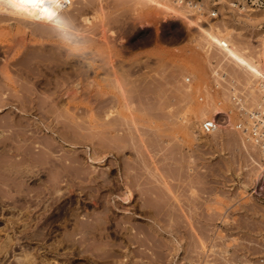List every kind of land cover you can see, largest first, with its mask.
<instances>
[{
  "label": "rangeland",
  "instance_id": "1",
  "mask_svg": "<svg viewBox=\"0 0 264 264\" xmlns=\"http://www.w3.org/2000/svg\"><path fill=\"white\" fill-rule=\"evenodd\" d=\"M71 1L74 4L71 2L73 6L71 5L72 8H69V14L71 16L73 9H75L74 11L78 10L77 14L73 15V18L71 16L72 19H70V16L66 11L69 12L67 6H71L67 5V10L63 12V14L67 15L64 16L62 14V17L64 24L67 23L69 28H73H70L72 31L70 30V32H68L69 29L66 26L67 33L64 29L65 25L62 27L65 30V32H63L64 30L61 28L56 30L53 27L51 28V26H48L49 28L46 26V29L44 25L40 24L42 29L44 26V28L48 30L45 32L44 29L42 30L45 34H48L49 31H51L50 29L61 31L58 32V36L56 35L57 32L53 31L55 32L53 35L51 34L53 37H50V34L47 35L48 37L43 36V33L41 34L42 31H40V25L38 24L39 31L36 26L37 29L35 30L34 23L32 27V22H27L29 20L21 19L22 22L26 21L23 25L21 21H17V19L14 18L15 16H9L7 13V18L9 17L12 20H9V18L4 19V17H6L5 12L2 14L4 6H0V8H3H1L2 11H0V14L4 15V17L0 15L3 17V19L0 18V82H2L0 83V88L2 86L0 90L3 89L5 91H0V122L2 121L0 126L4 127V129H1L3 127H0V137L5 138H0V162H2L0 163V180L2 181H0V264H264V202L263 199L257 197L255 193L256 189L252 187L254 185L253 180L256 177L255 173L258 171L256 169H258L257 162L259 157L256 147L250 140H245L247 137L245 138L239 130L233 128V123H231V121H234V117L232 115L231 118L228 119V121L231 120L230 123L227 121V123H229L228 126L222 128V130L219 129L217 132H212L213 134L211 133L209 135H204L199 130L200 121L207 117H211V114H213V110L216 107L222 110L230 108L229 105L226 104L227 102L224 101L220 106L217 105L216 97L218 94L213 90H211L213 91L212 93L210 92L209 84L212 80L210 72L212 70L220 69L225 71L228 78L233 79L236 84H243L242 86H239L240 90L249 94L251 97H253L251 91L255 88L253 86L254 79H252V77H250V75H248L243 69H240L233 62L224 58L222 51L217 50L212 45L208 46L207 41L204 40L203 37L198 36L196 31L190 30L182 25V23L172 15H169L168 17L164 16L162 9H159L162 11L159 13L158 7L152 4L149 5L148 2H142V0H93V3H91V0L89 2L90 4L88 3L90 6L87 4L86 6L85 3L86 1L88 2V0H82L85 1L82 4L79 3L81 0ZM251 2L255 8L250 10H253L254 12L245 11V13L242 14L243 17L249 16L251 20H247L246 23L239 22L235 24V19L225 20L222 18L217 20L218 24L216 25L221 26L223 20L228 23H233L237 32L229 37V40L232 43L243 47L247 50L246 52L249 55L263 63L261 59L264 55L261 53V46L262 39L264 38V0H251ZM81 5L85 7V10ZM167 5L169 6V3H167ZM66 7H64V9H66ZM79 7L80 10L77 9ZM153 10H156L157 12H153ZM80 11L83 12L81 13ZM143 16L145 21L142 24L138 19L140 17L143 18ZM64 17L69 18L66 19L70 22H66ZM145 22H147V24ZM25 24L30 28L28 29ZM31 28L34 31L31 30ZM22 30L23 32L21 33ZM31 31H33V33L35 31L38 32L33 34ZM76 31L79 32L76 33ZM69 34L72 36H69ZM200 38L203 39L200 41ZM69 39L70 41H68ZM86 39L88 40L87 42ZM195 42L197 45H202L197 46ZM48 43H54V45L58 46L60 44V47L62 46L61 48H64L65 50H60L61 48H57L58 46H54L56 49L52 48L53 45H49ZM30 45L35 46L30 47ZM27 46L28 48H25ZM46 47L49 48L47 49L49 51L48 54L45 53L47 52V50H45ZM69 50L71 52H66ZM53 51L54 53L52 54ZM61 51L62 55L60 54ZM8 53H10V55ZM49 53L53 57L56 54L60 56L57 55L54 58L59 59L58 61L61 60V68H59V64L58 66L56 65L58 62L56 59L53 61V57L51 58L53 59L52 61L56 62L53 63V65L51 64V66H49L50 64H48L52 63L51 59H47V61L45 60V62H43L44 58L47 57ZM67 53L70 54L67 55ZM103 55L104 58H102ZM92 57H94V59ZM24 58H27L29 61ZM38 60H40V63ZM89 60H93V62ZM62 61L66 64L68 62L69 65H66L65 63L63 64ZM9 62H13L14 64L12 63L13 65H11ZM33 63H35V65ZM43 63H45V65L47 64V67ZM24 64L27 68L24 67ZM34 66H38L39 68L37 67L35 69ZM38 69L43 70V72L39 73ZM2 70L3 72H1ZM17 70L19 71L20 76L17 74ZM28 70L31 72L29 73ZM115 70L116 72H114ZM32 71L33 73L35 72V76L39 73L38 79L39 81L41 79L40 83L37 80L38 76L35 77ZM110 71L113 75L119 73L116 78H118L120 82L116 79L117 83L115 84V76L113 77ZM23 72L28 73L25 74ZM44 72L47 74L46 78H50L51 80L50 86H47L49 92H54H50L51 95L47 93L48 90L45 92V89L47 88H43L45 87L43 84V80L45 79L43 78L45 77ZM1 74L4 75V78ZM16 74L18 75V78ZM28 74H30L29 77ZM40 74L43 75L42 78L40 77ZM23 75H27V77L24 79ZM32 75L34 78L31 77ZM53 76L54 78H52ZM75 76L77 78H75ZM20 78L22 81L24 79V81L22 82ZM29 78L31 80H29ZM64 79L71 85H68ZM68 79L70 80L68 81ZM34 80H37L38 82H33ZM54 82L58 85L63 83L65 86L61 84V86L59 85L60 88L56 87ZM21 83H25L24 86H29H21V88H24L21 90L20 87L18 88ZM51 84H54L55 86ZM113 85L114 88L112 87ZM32 86L35 88L32 89ZM36 87H38L41 92ZM25 88L27 92L28 89H30L29 93L31 92L32 95L26 91L24 92ZM69 88L71 89L70 93L73 92V95L66 94V92L69 91ZM120 88L122 90H120ZM73 89L75 90V93ZM11 92L18 93L19 96L21 95L20 98L15 99L16 95L14 94V98L11 97ZM22 92L24 95L20 94ZM5 93H8L10 96ZM36 93L40 95L34 96ZM101 93H103V95ZM227 93L228 91L223 90L219 94V97L224 100ZM53 94L57 96V98ZM61 94L64 96L66 95V97H62ZM253 94L256 95V93ZM67 95H70V97ZM124 95L126 98L127 96L129 97L126 99ZM3 97L8 99H2ZM42 97L44 99H42ZM24 98L25 100H23ZM19 99H22V101L20 100L22 102H20V108L17 107ZM26 99L29 101L28 103H25L27 102ZM51 99L55 100L51 103ZM39 102H41V105H39ZM56 103L59 107L56 106ZM52 104L53 106H51ZM16 108H18L20 112L25 111L23 113L26 114L27 117L25 118L21 115L18 116L19 112ZM53 108L56 110L54 111ZM47 109H51L50 111H54V113H49ZM108 112L110 114H108ZM62 113L63 115L60 116ZM41 115L45 117L42 118ZM217 116L222 117L221 114H218ZM18 117H20V119L23 117L21 122H19L20 119ZM55 117H57L59 121L58 119L55 120ZM15 119L16 121H14ZM23 119L25 121H23ZM53 119L55 120V126L52 125L54 123ZM60 119L64 121L60 122ZM105 119L108 121L112 120V123L109 122L110 124H107L108 122ZM8 120L9 122L7 123L9 124L7 125L6 123V126H4V122ZM10 120H12L11 122H13V124L17 125H11ZM22 121L23 126L25 125V127L23 128L22 126L21 129V126H19L20 124L18 123H22ZM104 121H106V124H104ZM24 122L28 125L24 124ZM32 122L35 123L33 124ZM126 122L128 125H126ZM63 123L65 125L69 124L64 126ZM80 123L84 126H79L81 125ZM121 123L124 124L121 125ZM70 125L71 128H77H73V130L77 131V134H75L76 131L74 132L73 130L70 131L68 129L67 126L70 128ZM13 126L14 128L17 126L15 132H18V127L21 131L26 129L25 132H23L25 135H22L21 132L22 137L26 135V137H28L29 135V137H33L34 139L38 134L37 139H34L35 141H44L43 144H45V141L47 140H49L48 142H53V144H46L48 147L50 144L51 146L53 145V150L60 149L58 152L52 150L50 156H57L56 154H59L60 152L59 155L62 154L63 156L66 153L67 159L65 158V163L68 161L69 156H74V152L72 151L74 150L76 152L75 156L79 157L80 155V158L78 159L83 165L82 168L85 169L84 166H86L88 171H91L92 169V172L90 173L89 171L85 174L87 175V178L84 177L83 179V176L85 175H83L82 172L85 173V170L82 172L80 171L81 174L79 173V170L81 169L80 167L78 168L74 166L72 169L69 168L71 170L68 169L65 173L67 176L63 177L62 182L59 183L62 184L60 185V192L58 193L57 191H54L52 194H42L40 195V198L42 197L41 201L40 198L34 196L38 191V188L36 187V183L38 182H30L31 179L28 180V177L24 182H4L5 179H8L6 178L7 174H12V172L20 173L27 170L26 168L23 169L21 166L14 165L19 167L17 170V168L12 166L14 163L16 164V159L14 158L20 156L18 155V153L22 151L20 148L23 149L25 147L22 145V142L24 141L22 139L25 137L21 138L18 134L20 132H14V134L19 136L16 137L15 135L13 137L20 140L18 142L16 140V142L24 147L19 144L17 146L16 142V144H13L12 141H9L10 137L12 139V135H14ZM5 127H7L6 129L9 131L8 134ZM32 127H34V130L37 128L35 131H38V128H41V130L39 129L38 133L33 131ZM46 127L53 128L54 130L55 127H57V131H55L57 134L59 133V136L53 137L51 133L44 132L42 129H46ZM65 127L67 128V132L70 131L69 133H66L64 130ZM87 128H91L89 129L91 132H89ZM95 129L97 130L96 132L94 131ZM32 131L35 132V137L32 134ZM92 132L95 133L93 134ZM113 132H115V134ZM79 133H81V136ZM90 133L95 135L93 136L94 138L90 136ZM99 133L101 134L100 136ZM6 134L8 136L11 135L9 139ZM41 134L42 136H45L46 134V136L41 138L39 137ZM74 134L78 136L76 138L75 136H71ZM86 134L87 136H85ZM48 135L50 136V139L54 140L52 141L48 139L49 137L46 138ZM83 135L84 137L82 138ZM138 136L139 138H137ZM140 138L142 140H139ZM3 139L5 142L9 141V143L13 144L6 142L10 145L11 149L4 141H2ZM99 139L101 141L104 139L103 141L105 142H101ZM111 140L114 145L110 143ZM169 140L170 142H168ZM64 141H67L68 144ZM54 142L58 145L60 144L61 147L58 148L56 145L55 148ZM106 142L109 144H106ZM36 143L37 142L33 141L32 145H34V148H32V151L33 149L37 150V148L35 149V146L37 145ZM147 143H150V145ZM105 144L108 145L109 148ZM110 144L115 148H119L115 149ZM101 145L105 146L102 147ZM153 145L154 147H152ZM158 145L160 146L158 147ZM91 147L94 149L93 152H91ZM168 147L170 150H168ZM16 148L17 150H15ZM2 149L5 150V153ZM86 149H89V151ZM1 150L3 151L2 153ZM6 151L8 153L10 152L12 155H10V153L8 154ZM162 151H164V153ZM91 153L93 155L96 154V156H93ZM113 153L116 154V156ZM6 154H8L12 160L10 157L7 158ZM87 154H90L93 158L97 159L103 157L105 161L100 160L97 163H90L86 161ZM139 154H141V156ZM12 156L14 157L12 158ZM40 158L41 157H39V159ZM2 159L4 161H2ZM5 159H10L9 161L11 164L8 160L7 162L13 167L12 169L9 168L10 165L7 166L12 170L10 171L9 169H6L5 172L10 171L9 173H5L4 170H1V165L5 166L8 164ZM143 159L145 162H148L145 163ZM106 160L108 161L106 162ZM120 160L124 163H120ZM12 161L14 162L13 164ZM110 164L112 165L110 166ZM43 166L48 168V165L46 166V164ZM76 168L77 170H75ZM110 168L113 171L115 170V172ZM49 169L51 168L49 167L44 170L45 172L48 171L49 174H47L48 172H46V174L43 173V176L46 179L53 175V170L51 169L52 172H50L51 170ZM101 171L104 173H101L103 176L100 174ZM73 172L75 174H73ZM70 173L72 174L69 175ZM76 174L79 176L75 178V176H77ZM256 174H258V172ZM91 176H96L95 180L92 182L87 181ZM66 177H68L69 180ZM81 178L84 181L81 180ZM104 178L106 179V182L109 181V183L105 184L103 182L104 180H102ZM64 179H66L67 185L65 184ZM68 181L73 184H70ZM97 181H101V184ZM164 182L165 184L169 182V186L171 185L170 187L173 188L170 190L168 184L166 185V188ZM139 183H144L143 186L145 187L144 188L140 185V191H138ZM109 184L111 186H109ZM134 184L137 185V189H135L136 185ZM18 185L20 187L22 185L20 190ZM33 186L36 187V189H34L36 192H34ZM142 190L147 193L148 197L143 194ZM248 192L249 194H247ZM101 195H105L103 196L104 198ZM152 195L156 197L158 196L159 198L155 197L154 199L153 197L151 199ZM32 196L34 199H31L33 198ZM10 197L12 198L10 199ZM122 197L125 198L123 199ZM148 198H150V200ZM25 199L28 202L25 201ZM141 203H143L146 208ZM140 204L142 206H140ZM104 206L106 207L105 209ZM139 206L141 208H139ZM72 212L74 215L76 214V216H74ZM106 212L108 214H106ZM89 213L91 215L92 213L95 214L89 216ZM94 216H96V218ZM97 217L100 218L98 219ZM93 218L94 220H92ZM86 221L89 223L84 224ZM99 223L101 226L98 225ZM103 223H105V225ZM83 224L85 226H91L85 228ZM101 227L106 229H102L101 231ZM71 231L74 233H71ZM81 232H84V235H82ZM89 232L91 235H89ZM100 232L104 233L101 234ZM87 233L88 235H85ZM131 233L134 234L132 235ZM92 234L94 236L90 237ZM99 235L108 236L99 237V240L95 241L94 239H98ZM87 236H89V240H87ZM127 237L129 238L127 239ZM81 238L82 240H80ZM105 238H107V241H109L110 244L107 243ZM100 239L103 244L100 242ZM86 240L89 242L86 243ZM104 240L106 241L105 243ZM111 241L113 245L111 244ZM90 247L91 250H88ZM103 250L105 252H103ZM107 252H111V254L109 255L108 253V255H106ZM96 255L99 258H97Z\"/></svg>",
  "mask_w": 264,
  "mask_h": 264
},
{
  "label": "bare ground",
  "instance_id": "2",
  "mask_svg": "<svg viewBox=\"0 0 264 264\" xmlns=\"http://www.w3.org/2000/svg\"><path fill=\"white\" fill-rule=\"evenodd\" d=\"M91 0H88V2L86 1V3H85V5L87 4V5H89ZM95 1V0H94ZM101 1V0H100ZM143 1H145V2H148V4L150 5V4H152V5H155V6H157L158 7V10L159 9H162V11H163V13H164V16H166V17H168L169 15H171V14H173V12H174V10H176L175 8H174V6H173V8H172V5H170L169 4V6L167 5V3L165 2V0H142V2ZM71 0H68V5H72L73 6V4H71ZM85 1H82L81 0V2H79V3H84ZM98 2V1H97ZM139 2H141V1H139ZM79 3H78V5H79ZM89 3V4H88ZM91 3H93V0L91 1ZM95 3V2H94ZM166 3V4H165ZM144 4H146V3H144ZM86 5V6H87ZM103 5V4H102ZM101 5V6H102ZM142 5V4H141ZM0 6H4V11H2L1 10V8H0V11H2V14H4V12H5V16L6 17H4V15H2V14H0L1 16H3L4 17V19L5 18H7V14H9V16L10 15H13V16H15L14 18L15 19H17V21H21L22 22V20L21 19H25V20H29V21H27V22H29L30 23V21L32 22V27H33V23H34V27L36 26V27H38L40 24H42V25H44L45 26V28L47 29V27L48 26H51V28L53 27V28H55L56 30L57 29H63L62 27L64 26V29L66 30L67 28H65L66 26L68 27V29H69V31L68 32H70V30L71 29H73L72 27H70L69 28V26L67 25V23L66 22H68L69 20H67V19H69V18H67V17H64V19H66V24H64V22H63V17H62V14H63V12L65 11V10H67V7H68V10H69V12L68 11H66V13H68V15L70 16V9L72 8V6L71 7H69V6H67V5H64V0H0ZM67 6V7H66ZM82 6V8L84 9L85 7H83V5H81ZM80 6V7H81ZM90 6V5H89ZM64 7H66V9H64ZM78 7V6H77ZM80 7L79 8H77V9H79L80 10ZM100 7V6H99ZM169 7V8H168ZM171 7V8H170ZM70 8V9H69ZM76 8V7H75ZM97 8V7H96ZM3 9V8H2ZM87 9V8H86ZM94 9V8H93ZM103 9V8H102ZM75 9H73V13L71 12V16H72V18H73V15H75V14H77V11L78 10H76V11H74ZM82 10V9H81ZM85 10V9H84ZM72 11V10H71ZM156 11V10H155ZM154 10H153V12H155ZM161 10H159L158 12L160 13V12H162ZM245 11H247V10H245ZM81 12V11H80ZM79 12V13H80ZM83 12V11H82ZM81 12V13H82ZM97 12H98V10H97ZM157 12V11H156ZM7 13V14H6ZM95 14V13H94ZM64 16L65 15H67V14H63ZM148 15V14H147ZM0 16V18H2L3 19V17H1ZM68 16V17H69ZM71 16H70V19H72L71 18ZM153 17V16H152ZM154 17H155V15H154ZM9 18V17H8ZM7 18V19H8ZM13 18V17H12ZM75 18V17H74ZM78 18V17H77ZM11 18H9V20H10ZM145 18H144V16H143V18L142 17H140L138 20H139V22L140 23H144V20ZM12 20V19H11ZM237 20V19H236ZM3 21V20H2ZM16 21V20H15ZM65 21V20H64ZM75 21V20H74ZM0 22H1V19H0ZM70 22V21H69ZM71 22H72V20H71ZM147 22H149V21H147ZM147 22H145L146 24H147ZM223 23H221L222 25L221 26H219V25H215L217 28H218V31L219 32H212V31H207V30H204V28H201L200 27V32H202V33H198V36H201V37H203L204 38V40H206L207 41V43H208V46L209 45H212V46H214V44L215 43H219L220 41H221V39H220V37L221 38H223V39H227V40H229V37H231V36H233V34H236V32H237V29L235 28V25L233 24V23H228L227 21H225V20H223L222 21ZM23 23H26V21L25 22H22V24ZM28 23V24H29ZM237 23H239V21L237 20V21H235V24H237ZM36 24V25H35ZM39 24V25H38ZM69 24H72V23H69ZM149 24V23H148ZM24 25V24H23ZM25 26H27L28 27V29L30 28L28 25H26L25 24ZM44 26H43V29H44V32L45 31H48V30H46L45 28H44ZM47 26V27H46ZM34 28L35 30L37 29V28ZM42 26L40 25V28H41ZM49 28V27H48ZM42 28H41V30L40 31H42L43 30ZM63 29V30H64ZM31 30H33L32 28H31ZM51 31H49V33L48 34H45L43 31L41 32V34L43 35V36H46V37H48L47 35H49L50 37H53V36H51V34L53 35L55 32H53V31H56V30H52V29H50ZM62 30V31H63ZM65 30L63 31V32H65ZM76 30V29H75ZM75 30H73V31H75ZM79 30V29H78ZM34 31V30H33ZM33 31H31V33H33ZM38 31H39V27H38ZM37 31V32H38ZM72 31V30H71ZM104 31V30H103ZM23 32V30L21 31V33ZM36 31L33 33V34H36L37 33ZM50 32H52V33H50ZM57 33H56V35L58 36V32H61V31H56ZM66 32H67V30H66ZM67 32V33H68ZM77 32H79V31H76V33ZM72 33V32H71ZM45 34V35H44ZM60 34V33H59ZM78 34H82V33H78ZM41 35V36H42ZM63 35H65V34H63ZM71 34H69V36H70ZM31 36V35H30ZM62 36V35H61ZM72 36V35H71ZM79 36V35H78ZM45 37V38H46ZM49 37V38H50ZM63 37V36H62ZM48 38V39H49ZM68 38V37H67ZM66 38V39H67ZM75 38H77V37H75ZM196 38V37H195ZM202 38V39H203ZM72 39V38H71ZM80 39V38H79ZM88 39V38H87ZM86 39V42L88 41ZM201 38H200V41L202 40ZM57 40H58V38H57ZM78 40V39H77ZM195 40H197V39H195ZM203 40V41H204ZM68 41H70V39L68 40ZM74 41V40H73ZM230 41V40H229ZM80 42V41H79ZM196 42H198V41H196ZM195 42V44L197 45V43ZM231 42V41H230ZM16 43V42H15ZM44 43V42H43ZM69 43V42H68ZM200 43H202V42H200ZM40 44V43H39ZM45 44V43H44ZM49 44V43H48ZM51 45H53L52 46V48H55L54 46H58V45H54V43H50ZM49 44V45H50ZM59 44V43H58ZM14 45V44H13ZM41 45V44H40ZM68 45V44H67ZM198 45H200V44H198ZM197 45V46H198ZM202 45V44H201ZM200 45V46H201ZM9 46V45H8ZM12 46V45H11ZM18 46V45H17ZM26 46V45H25ZM32 46H35V45H30V47H32ZM42 46V45H41ZM208 46H205V47H208ZM2 47V46H1ZM10 47V46H9ZM8 47V48H9ZM13 47V46H12ZM43 47H44V45H43ZM51 47V46H50ZM62 47V46H61ZM60 47V44H59V46L57 47V48H61ZM65 47V46H64ZM203 47V46H202ZM262 55H264V38L262 39ZM6 48V47H5ZM25 48H28V46L27 47H25ZM36 48H37V45H36ZM35 48V49H36ZM199 48V47H198ZM7 49V48H6ZM5 49V50H6ZM34 49V50H35ZM47 49H49V48H45V50H47ZM56 49V48H55ZM64 49V48H63ZM62 48L60 49V50H63ZM68 49V48H67ZM2 50V49H1ZM10 50H12V49H10ZM42 50V49H41ZM44 50V51H45ZM51 50V49H50ZM65 50V49H64ZM39 51V50H38ZM57 51H58V49H57ZM247 50H245L243 47H241V46H239V45H236V44H234V43H232L231 42V46L230 47H228V48H225L222 52H223V56H224V58H227L228 60H230L231 62H233L235 65H237L240 69H243L248 75H250V77H252V79H258V78H262V79H264V57H262V62L263 63H261V61H259V60H256L255 58H253L251 55H249L247 52H246ZM9 52V51H8ZM26 52H27V50H26ZM35 52V51H34ZM33 52V53H34ZM41 52V51H40ZM48 50H47V52H45V53H47L48 54ZM66 52H71L70 50L69 51H66ZM83 52V51H82ZM203 52V51H202ZM1 53H3V52H1ZM11 53V52H10ZM10 53H8L9 55H10ZM23 53V52H22ZM21 53V54H22ZM51 53V52H50ZM49 53V55L47 56V57H50L51 56V54ZM54 53V51L52 52V54ZM55 53H57V52H55ZM7 54V55H8ZM32 54V53H31ZM44 54V53H43ZM42 54V55H43ZM61 55H62V51H61V53H60ZM63 54H64V51H63ZM70 53H67V55H69ZM72 54V53H71ZM78 54V53H77ZM6 55V54H5ZM24 55H25V53H24ZM27 55V54H26ZM29 55V54H28ZM41 55V56H42ZM58 54H56L54 57H56ZM79 55H81V54H79ZM37 56V55H36ZM45 56V55H44ZM59 56V55H58ZM66 56V55H65ZM77 56V55H76ZM82 56V55H81ZM80 56V57H81ZM93 56H95V55H93ZM102 56V55H101ZM7 57V56H6ZM47 57H45L44 58V61H43V59H42V61L43 62H45V60L47 61V59H51L53 56H51L50 58H47ZM53 57V58H54ZM60 57V56H59ZM5 58V57H4ZM19 58V57H18ZM63 58V57H62ZM91 58V57H90ZM93 59H94V57H92ZM96 58V57H95ZM102 58H104V55H103V57ZM25 60H27V58H24ZM23 59V60H24ZM55 59L58 61L59 59H57V58H54V60L53 59H51V61L53 60V61H55ZM65 59V58H64ZM67 59V58H66ZM86 59H88V58H86ZM107 59V58H106ZM19 60V59H18ZM31 60V59H30ZM48 60V61H49ZM63 60V59H62ZM97 60V59H96ZM105 60V59H104ZM11 61V60H10ZM27 61H29V60H27ZM32 61V60H31ZM39 61V63H40V60H38ZM41 61V62H42ZM50 61V62H51ZM52 61V63H48V64H50L49 66H51V64L53 65V63H56V62H53ZM89 61H92L93 62V60H89ZM107 61V60H106ZM106 61H104V62H106ZM16 62H17V60H16ZM16 62H15V64H16ZM23 62H25V61H23ZM22 62V63H23ZM59 62V63H58ZM57 62V66H58V64H59V68H61L62 67V65H60V62H61V60L60 61H58ZM9 63H11V62H9ZM9 63H7V64H9ZM13 63V62H12ZM11 63V65H13ZM19 63V62H18ZM27 63V62H26ZM62 63L64 64L65 62L64 61H62ZM88 63V62H87ZM87 63H86V65H87ZM102 63V62H101ZM2 64V63H1ZM34 65H35V63H33ZM44 65H45V63H43ZM66 64V63H65ZM67 64H68V62H67ZM66 64V65H67ZM72 64V63H71ZM89 64V63H88ZM4 65H5V63H4ZM10 65V64H9ZM17 65V64H16ZM41 65H42V63H41ZM69 65V64H68ZM101 65V64H100ZM103 65H104V63H103ZM8 66V65H7ZM46 67H47V64L45 65ZM48 66V67H49ZM65 66V65H64ZM63 66V67H64ZM107 66V65H106ZM9 67H11V66H9ZM20 67V66H19ZM24 67H26L25 66V64H24ZM23 67V68H24ZM35 67V66H34ZM33 67V68H34ZM38 66H36L35 67V69L37 68ZM42 67V66H41ZM111 67H114V66H111ZM8 68V67H7ZM22 68V69H23ZM27 68V67H26ZM39 68V67H38ZM50 68V67H49ZM100 68V67H99ZM105 68V67H104ZM107 68V67H106ZM11 69V68H10ZM18 69V68H17ZM64 69V68H63ZM116 69V68H115ZM30 70V69H29ZM28 70V71H29ZM31 70H32V68H31ZM39 70V69H38ZM70 70V69H69ZM109 70V69H108ZM34 71V70H33ZM33 71H32V73H33ZM45 71V70H44ZM50 71V70H49ZM51 71H52V69H51ZM50 71V72H51ZM65 71V70H64ZM67 71V70H66ZM87 71V70H86ZM112 71H113V69H112ZM1 72H3V70L1 71ZM18 72V73H17ZM17 74L19 75V71L17 70ZM31 71H29V73H30ZM41 72H43V70H39V73H41ZM49 72V73H50ZM77 72V71H76ZM89 72V71H88ZM106 72H108V71H106ZM111 72V71H110ZM114 72H116V70L114 71ZM10 73V72H9ZM14 73V72H13ZM13 73H11V74H13ZM23 73H25V72H23ZM22 73V74H23ZM26 73H28V72H26ZM25 73V74H26ZM31 73V74H32ZM35 73V72H34ZM33 73V75L35 76V74ZM37 73V72H36ZM39 73H38V75H36V76H38L37 77V80L39 81ZM44 73H45V75H44ZM43 73V75L45 76V77H43V78H45L43 81H44V86L45 87H43V88H47V86L49 85L50 86V83H51V80H50V78H46V76H47V74H46V72H44ZM63 73V72H62ZM73 73V72H72ZM72 73H71V75H72ZM86 73V72H85ZM112 73V72H111ZM110 73V74H111ZM123 73V72H122ZM2 74H4V73H2ZM1 74V75H2ZM16 74V75H17ZM53 74V73H52ZM56 74V73H55ZM75 74V73H74ZM89 74V73H88ZM115 74H117V73H115ZM119 74V73H118ZM118 74L117 75H113V73H112V75H113V77L115 76V78H114V81H115V84L117 83L116 82V79L118 80V82H120L119 81V79L118 78H116L117 76H118ZM10 75V74H9ZM18 75H17V78H18ZM33 75L31 76L32 78H34L33 77ZM43 75H41L40 74V77L42 78V76ZM70 75V74H69ZM4 75H2V77H3ZM20 76V75H19ZM24 76V75H23ZM22 76V77H23ZM30 76V74H28V77ZM35 76V77H36ZM59 76V75H58ZM83 76V75H82ZM108 76H109V74H108ZM120 76V75H119ZM124 76V75H123ZM27 77V75L26 76H24V79ZM30 77V78H31ZM51 77V76H50ZM67 77H69V76H67ZM73 77H74V75H73ZM110 77V76H109ZM4 78V77H3ZM5 78H6V76H5ZM11 78H12V76H11ZM29 78V80H31ZM52 78H54V76L52 77ZM56 78V77H55ZM65 78V77H64ZM70 78H71V76H70ZM75 78H77L76 76H75ZM8 79V78H7ZM21 79V78H20ZM24 79H23V81H24ZM57 79V78H56ZM65 79H67V78H65ZM64 79V80H65ZM83 79H85V78H83ZM106 79V78H105ZM109 79V78H108ZM112 79V78H111ZM122 79V78H121ZM15 80V79H14ZM37 80H34L33 82H38ZM63 80V79H62ZM70 79H68V81H69ZM21 81H22V79H21ZM21 81H19V82H21ZM22 81V82H23ZM40 81H41V79H40ZM40 81H39V83H40ZM59 81V80H58ZM66 81V80H65ZM74 81V80H73ZM81 81V80H80ZM88 81V80H87ZM26 82H28V81H26ZM32 82V83H33ZM61 82V81H60ZM0 83H2V82H0ZM14 83H15V81H14ZM17 83V82H16ZM31 83V82H30ZM29 83V84H30ZM66 83H67V81H66ZM113 83V82H112ZM21 84H23V83H21ZM19 85L18 86V88L20 87V89L21 90H23L24 88H21V86L23 87L24 86V84L23 85ZM54 84H56L55 82H54ZM54 84H51V85H54ZM62 85H64L63 83H61ZM61 84H59L60 86H61ZM68 84V83H67ZM102 84H104V83H102ZM119 84V83H118ZM123 84V83H122ZM122 84H120V85H122ZM1 85V84H0ZM5 85V84H4ZM17 85V84H16ZM15 85V86H16ZM58 84H56V87H59L60 88V86H59ZM68 85H71V84H68ZM76 85V84H75ZM87 85V84H86ZM26 87L27 86H29V85H25ZM24 86V87H25ZM55 86V85H54ZM65 86V85H64ZM64 86H63V88H64ZM5 87V86H4ZM40 87H41V85H40ZM78 87V86H77ZM113 88H114V85L112 86ZM1 88H2V86H1ZM0 88V89H1ZM29 88H31V87H29ZM35 88V87H34ZM33 88V86H32V89H34ZM37 89H38V87H36ZM50 88H52V87H50ZM88 88V87H87ZM86 88V89H87ZM116 88V87H115ZM256 88V87H255ZM10 89V88H9ZM9 89H7V90H9ZM68 89V88H67ZM66 89V90H67ZM124 89V88H123ZM3 90V89H2ZM2 90H0V91H2ZM29 90L30 89H28V92H27V90H26V88H25V90H24V92L26 91L27 93H29ZM39 90V89H38ZM44 90V89H43ZM48 90V92L47 93H49L50 94V92H53V91H50L49 92V89L47 88V89H45V92ZM79 90V89H78ZM83 90V89H82ZM120 90H122L121 88H120ZM125 90V89H124ZM252 90V89H251ZM254 90V89H253ZM253 90L251 91V94H253L254 92H253ZM4 91V90H3ZM16 91V90H15ZM35 91V90H34ZM40 91V90H39ZM55 91V90H54ZM65 91V90H64ZM70 91H71V89L69 88V91L68 92H66V94H72L73 95V92L72 93H70ZM73 91H74V93H75V90L73 89ZM119 91V90H118ZM5 92V91H4ZM21 92V91H20ZM36 92V91H35ZM41 92V91H40ZM97 92V91H96ZM12 93V92H11ZM31 93V92H30ZM29 93V94H30ZM54 93V92H53ZM63 93V92H62ZM5 94H7V95H9L8 93H5ZM16 95L15 96V99L17 98H20V96H19V94L18 93H16V92H14V93H12V95H11V97H13L14 95ZM20 94H22V95H24L23 94V92L22 93H20ZM43 94V93H42ZM48 94V95H49ZM94 94H95V92H94ZM102 95H103V93H101ZM1 95V94H0ZM17 95H18V97H17ZM30 95H32V93L30 94ZM37 96V95H40V94H38V93H36V94H34V96ZM51 95V94H50ZM54 95V94H53ZM62 95V94H61ZM105 95H107V94H105ZM121 95H123V94H121ZM125 95H126V93H125ZM125 95H124V97H125ZM4 96V95H3ZM10 96V95H9ZM55 96V95H54ZM58 96H60V95H58ZM64 95H62V97H63ZM67 96H69L70 97V95H67ZM76 96V95H75ZM92 96V95H91ZM252 96H254V94L252 95ZM22 97H25V96H22ZM45 97V96H44ZM46 97H47V95H46ZM56 98H57V96H55ZM64 97H66V95L64 96ZM83 97V96H82ZM87 97V96H86ZM86 97H84V98H86ZM129 96H127V98H128ZM4 98H6V97H3L2 99H4ZM14 98V97H13ZM28 98V97H27ZM41 98V97H40ZM51 98V97H50ZM49 98V99H50ZM55 98V99H56ZM91 98V97H90ZM92 98H95V97H92ZM105 98V97H104ZM126 98V97H125ZM126 98V99H127ZM6 99H8V98H6ZM35 99V98H34ZM42 99H44L43 97H42ZM55 99H53V100H55ZM80 99V98H79ZM110 99V98H109ZM124 99V98H123ZM9 100H10V98H9ZM8 100V101H9ZM22 101V99H19V104H18V106L17 107H19V105L22 103L21 101ZM23 100H25V98L23 99ZM29 100V99H28ZM36 100H37V98H36ZM52 99H51V103H52V101H53ZM56 100H58V99H56ZM70 100V99H69ZM254 100H255V96H254ZM12 101V100H11ZM26 101H27V99H26ZM88 101V100H87ZM94 101V100H93ZM93 101H92V103H93ZM100 101V100H99ZM110 101V100H109ZM21 102V103H20ZM29 101H27V102H25V103H28ZM42 102V101H41ZM41 102H39V105H41L40 103ZM48 102V101H47ZM129 102V101H128ZM13 103V102H12ZM11 103V104H12ZM62 103V102H61ZM106 103H107V101H106ZM105 103V104H106ZM44 104V103H43ZM42 104V105H43ZM54 104V103H53ZM53 104L51 105V106H53ZM104 104V103H103ZM50 105V104H49ZM64 105V104H63ZM98 105V104H97ZM96 105V106H97ZM124 105V104H123ZM21 106H23V105H21ZM27 106H28V104H27ZM56 106H58L59 107V105H57V103H56ZM55 107V106H54ZM61 107V106H60ZM103 107V106H102ZM1 108V107H0ZM20 108V107H19ZM23 108V107H22ZM55 108H57V107H55ZM52 109V108H51ZM50 109V110H51ZM54 109V108H53ZM69 109V108H68ZM72 109V108H71ZM16 110L19 112V115L18 116H23V117H27V115L26 114H24L23 112H25V111H23V112H20L19 111V109L18 108H16ZM24 110V109H23ZM42 110V109H41ZM44 110V109H43ZM48 110V109H47ZM47 110H46V112H47ZM50 110H48L49 111V113L51 112ZM56 109H54V111H55ZM100 110V109H99ZM104 110V109H103ZM0 111H1V109H0ZM27 111V110H26ZM35 111V110H34ZM36 111H37V108H36ZM38 111H39V109H38ZM54 111H52L53 113H54ZM58 111H59V109H58ZM58 111H56V112H58ZM61 111V110H60ZM65 111V110H64ZM82 111V110H81ZM109 111H110V109H109ZM41 112V111H40ZM51 112V113H52ZM62 112V111H61ZM75 112V111H74ZM223 112V110L222 109H220V108H218V107H216L214 110H213V114H211V117H216L218 114H221ZM48 113V112H47ZM52 113V114H53ZM66 113H68V112H66ZM100 113V112H99ZM57 114V113H56ZM76 114V113H75ZM108 114H110L109 112H108ZM29 115V114H28ZM60 115V114H59ZM63 115V113L60 115V116H62ZM9 116V115H8ZM17 116V115H16ZM42 116V115H41ZM53 116H55V115H53ZM67 116H68V114H67ZM22 117V118H23ZM43 117H45V116H42V118ZM58 117V116H57ZM57 117H55L54 119L55 120H57L58 118ZM111 117V116H110ZM5 118V117H4ZM16 118V117H15ZM19 119H20V117H18ZM21 118V119H22ZM30 118V117H29ZM28 118V119H29ZM67 118V117H66ZM113 118V117H112ZM114 118H116V117H114ZM136 118V117H135ZM171 118V117H170ZM9 119V118H8ZM17 119V118H16ZM16 119L14 120V121H16ZM18 119V120H19ZM21 119H20V121L19 122H21ZM53 119V120H54ZM64 119H65V114H64ZM75 119V118H74ZM108 119V118H107ZM107 119H105L108 123L107 124H110V123H112V120L111 121H108ZM111 119V118H110ZM117 119V118H116ZM120 119V118H119ZM2 120H3V118H2ZM55 120L53 121L54 123L52 124V125H54L55 126ZM61 120V119H60ZM92 120V119H91ZM121 120V119H120ZM127 120H129V119H127ZM12 120H10V123H11V125L13 124V122H11ZM23 121H25L24 119H23ZM23 121H22V123H18V124H20L19 126H21L20 128L22 129V126H23ZM28 121V120H27ZM26 121V122H27ZM48 121V120H47ZM46 121V122H47ZM58 121H59V119H58ZM64 120H61L60 122H63ZM67 121V120H66ZM106 121H104L103 123L104 124H106ZM116 121V120H115ZM171 121H172V119H171ZM4 122V121H3ZM7 122H9V120L8 121H6V122H4V124H2V125H4V126H6V123ZM41 122V121H40ZM52 122V121H51ZM59 122V123H60ZM110 122V123H109ZM130 122V121H129ZM173 122H175V121H173ZM1 123H2V121L0 122V125H1ZM17 123V122H16ZM28 123V122H27ZM27 123H25L24 122V124H26V125H28ZM33 123V122H32ZM35 123V122H34ZM33 123V124H34ZM43 123H45V122H43ZM77 123V122H76ZM169 123V122H168ZM9 123H7V125H8ZM42 124V123H41ZM64 124V123H63ZM69 124V123H68ZM68 124H66V125H68ZM71 124V123H70ZM74 124H75V122H74ZM81 124V123H80ZM115 124V123H114ZM122 124H124V123H121V125ZM130 124V123H129ZM228 124L229 123H225V124H222V123H220V125H219V127L217 128V130H219V129H221L222 130V128H226L227 126H228ZM14 126L15 125H17V124H13ZM45 125H47V124H45ZM65 124H64V126H66ZM101 125H103V124H101ZM113 125V124H112ZM126 125H128L127 124V122H126ZM14 126H13V128H14ZM43 126V125H42ZM58 126V125H57ZM63 126V127H64ZM73 126H75V125H73ZM79 126H84V125H79ZM93 126V125H92ZM107 126V125H106ZM105 126V127H106ZM125 126V125H124ZM0 127H3V126H0ZM17 127V126H16ZM15 127V128H16ZM25 127V125L23 126V128ZM28 127V126H27ZM45 127V126H44ZM43 127V128H44ZM59 127V126H58ZM68 127V129L71 131V130H73V128H75V129H77L76 127H73V128H71V125H70V128H69V126H67ZM110 127V126H109ZM116 127V126H115ZM121 127V126H120ZM119 127V128H120ZM130 127V126H129ZM7 127H5V130H7L6 129ZM11 128V127H10ZM12 128V129H13ZM14 128V130H13V134H14V132H15V129ZM20 128L18 127L17 128V131L18 132H20V133H18V132H15V133H18L20 136H21V138H24V139H22V140H24L23 142H24V144H23V142H22V145H24V146H22L21 144H19V143H17L18 141H20V140H18L16 137H18L16 134H14V135H12V139H11V135L10 136H8L7 134H8V130H7V136H8V139H9V137H10V139H9V141L11 142H13V144H16L17 146H18V144L20 145V146H22V147H24L23 149L22 148H20L22 151H24V152H19L18 153V155H20V156H18L17 158H14V159H16V164L12 161V166L13 167H15V168H17V170H18V166H21L23 169L24 168H26L25 170V172L23 171V172H20L21 170V168L19 169L20 171V173H14V172H12V174H10L9 172L10 171H12V170H10L9 168H12L13 169V167L10 165L11 164V162L9 161L10 159H11V157L10 156H8V154L10 153H8L7 151V153L8 154H6V157L8 158V157H10V159L8 160L9 161V163L7 162V160H6V162L8 163V164H6L5 166L4 165H1V170H4V172L6 171V169H9L10 171H7L8 173H9V175L7 174L6 176V178H8V179H5V181L4 182H6V181H16V182H24L25 181V179H27V177H28V180L29 179H31V181L30 182H38V183H36L37 184V194L36 195H34V194H32V195H34L35 197H37V198H40V195H42V194H45V193H47V194H52L54 191H57L58 193L60 192L59 191V189L61 188V186L60 185H62V184H59V183H61L62 182V180H63V177H65V176H67L65 173L68 171V169L69 168H74V166H76V167H80L81 169L79 170V173H81L82 171H84L85 170V173L84 172H82L83 173V175H85V174H87L89 171H88V169L86 168V166H84L85 167V169L84 168H82L83 167V165H82V163L79 161V159L78 158H80V155H79V157H77V156H75L76 155V152L74 151V150H72L73 152H74V156H72V157H68V155H67V157H68V161H66V163L64 162V160H65V158H66V153H65V155H63L62 156V154L61 155H59V154H56L57 156H55V155H53V156H50L51 155V152H52V150L54 149V146L52 145L51 146V144H53V142H48L49 140H47V141H45V144L47 143V144H49V143H51L50 145H49V147L47 146V144L45 145V144H43V142L44 141H35L34 139H37V137H38V134H37V137H35V135L36 134H34L35 132H38L39 131V129L41 130V128H38V131H35V130H37V128L34 130V127H32L33 128V131H35V132H33L32 134L34 135V139H33V137H29V135H28V137H26V136H23L22 137V135H25V133H23V132H25V130L26 129H24V130H20ZM29 128H30V126H29ZM28 128V129H29ZM60 128V127H59ZM81 128V127H80ZM84 128H86V127H84ZM83 128V129H84ZM1 129H4V127L3 128H1ZM57 129V127H55V130ZM60 129H62V128H60ZM88 129V128H87ZM89 129H91V128H89ZM89 129H88V131H89ZM100 129V128H99ZM103 129V128H102ZM114 129H116V128H114ZM113 129V130H114ZM128 129H131V128H128ZM127 129V130H128ZM189 129V128H188ZM4 130V131H5ZM11 130V129H10ZM32 130V129H31ZM42 130H44V132H49V133H51V135L53 136V137H58L59 135V133L57 134V130L55 131L53 128H49V127H46V129H42ZM48 130V131H47ZM63 130V129H62ZM64 130L66 131L67 130V128L65 127L64 128ZM79 130V129H78ZM82 130V129H81ZM86 130V129H85ZM126 130V131H127ZM217 130H215L216 132H217ZM12 131V130H11ZM69 131V132H70ZM74 132L76 131V130H73ZM93 131V130H92ZM95 132L97 131L96 129L94 130ZM99 131V130H98ZM125 131V130H124ZM215 131H214V133H215ZM21 132H22V135H21ZM31 132V131H30ZM43 132V133H44ZM69 132H67L66 131V133H69ZM73 132V133H74ZM86 132V131H85ZM89 132H91V131H89ZM94 132V133H95ZM107 132H109V131H107ZM130 132V131H129ZM140 132V131H139ZM11 133V132H10ZM9 133V134H10ZM39 133V132H38ZM42 133V134H43ZM72 133V134H73ZM93 133V132H92ZM93 133V134H94ZM114 134H115V132H113ZM128 133V132H127ZM189 133V132H188ZM193 133V132H192ZM241 133V132H240ZM12 134V133H11ZM42 134H41V136L39 135V137H45L46 136V134H45V136L43 135L42 136ZM75 134H77V131H76V133ZM71 135V136H75V138L78 136H76V135ZM84 134V133H83ZM91 134V133H90ZM93 134H91L90 136L91 137H93V136H95V135H93ZM107 134V133H106ZM131 134V133H130ZM144 134V133H143ZM147 134V133H146ZM213 134V133H212ZM242 134V133H241ZM16 135V137H13V136H15ZM32 135V136H33ZM70 135V134H69ZM79 135L81 136V133H79ZM101 134L99 133V136H100ZM105 135V134H104ZM103 135V136H104ZM109 135V134H108ZM112 135V134H111ZM117 135V134H116ZM129 135V134H128ZM154 135V134H153ZM190 135H194V134H190ZM242 135H244V134H242ZM64 136H65V134H64ZM79 136V137H80ZM85 136H87V134L85 135ZM98 136V135H97ZM112 136H114V135H112ZM135 136V135H134ZM245 136V135H244ZM49 137V138H48ZM62 137V136H61ZM68 137V136H67ZM84 137V135L82 136V138ZM89 137V136H88ZM106 137V136H105ZM104 137V138H105ZM116 137H118V136H116ZM127 137V136H126ZM125 137V138H126ZM194 137V136H193ZM0 138H4V137H0ZM14 138H16V139H14ZM20 138V139H21ZM41 138H39V139H41ZM46 138H48V139H50V136L48 135ZM94 138V137H93ZM99 138V137H98ZM108 138H110V137H108ZM124 138V139H125ZM128 138V137H127ZM137 138H139V136L137 137ZM159 138V137H158ZM168 138V137H167ZM170 138V137H169ZM245 138H246V136H245ZM5 139V138H4ZM4 139L2 140V141H4ZM60 139V138H59ZM78 139V138H77ZM85 139H86V137H85ZM107 139V138H106ZM105 139V140H106ZM118 139V138H117ZM132 139H133V137H132ZM135 139V138H134ZM156 139H157V137H156ZM171 139V138H170ZM221 139H224V138H221ZM15 140V141H14ZM16 140H17V142H16ZM21 140V141H22ZM43 140H45V139H43ZM50 140H52V139H50ZM54 140V139H53ZM52 140V141H53ZM69 140V139H68ZM67 140V141H68ZM83 140V139H82ZM100 140V139H99ZM98 140V141H99ZM104 140V139H103ZM102 140V141H103ZM122 140V139H121ZM139 140H142L141 138L139 139ZM147 140H148V138H147ZM245 140H249L248 138H246ZM9 141H6V142H8L9 143ZM33 141L34 142H37L36 144V146H35V149L37 148V150H34L33 149V151H32V148H34L33 146L34 145H32L33 144ZM61 141V140H60ZM67 141L65 142V143H67ZM101 141V140H100ZM101 141V142H102ZM124 141V140H123ZM128 141V140H127ZM135 141V140H134ZM157 141V140H156ZM251 141V140H250ZM1 142V141H0ZM5 142V141H4ZM5 142V144H7ZM16 142V143H15ZM83 142V141H82ZM103 142H105V141H103ZM109 142V141H108ZM108 142H106V144L108 143ZM132 142V141H131ZM138 142V141H137ZM140 142V141H139ZM143 142V141H142ZM152 142V141H151ZM168 142H170V140L168 141ZM70 143V142H69ZM76 143V142H75ZM85 143V142H84ZM110 143H112V145H114L113 144V142H112V140H111V142ZM133 143V142H132ZM156 143V142H155ZM164 143V142H163ZM252 143V142H251ZM3 144V143H2ZM9 144H12V143H9ZM12 144V145H13ZM68 144V143H67ZM80 144V143H79ZM105 144V145H106ZM109 144V143H108ZM118 144V143H117ZM116 144V145H117ZM127 144V143H126ZM134 144V143H133ZM144 144V143H143ZM148 144V143H147ZM169 144V143H168ZM172 144V143H171ZM253 144V143H252ZM8 145V144H7ZM54 145H55V148H56V145L58 146V148L59 147H61L60 146V144L58 145L56 142H54ZM98 145V144H97ZM105 145H101L102 147H104ZM111 145V144H110ZM109 145V146H110ZM111 145V146H112ZM115 145V146H116ZM123 145V144H122ZM135 145V144H134ZM137 145V144H136ZM148 145H150V143L148 144ZM254 145V144H253ZM6 146V145H5ZM9 146V148H10V145H8ZM8 146H6V147H8ZM47 146V147H46ZM62 146H63V144H62ZM74 146H76V145H74ZM90 146H91V144H90ZM107 147H108V145H106ZM110 146V147H111ZM139 146V145H138ZM160 145H158V147H159ZM255 146V145H254ZM5 147V148H6ZM11 147H13V146H11ZM14 147H16V146H14ZM53 147V148H52ZM64 147V146H63ZM66 147V146H65ZM112 147H114V146H112ZM152 147H154V145L152 146ZM1 148V147H0ZM8 148V149H9ZM18 148V147H17ZM17 148L15 149V150H17ZM52 148V149H51ZM92 148V147H91ZM109 148V147H108ZM115 148V147H114ZM113 148V149H114ZM117 148H119V147H116L115 149H117ZM4 149V148H3ZM2 149V150H3ZM11 149V148H10ZM60 149V148H59ZM59 149L58 150H53L54 152H58L59 151ZM96 149V148H95ZM147 149V148H146ZM154 149V148H153ZM156 149V148H155ZM1 150V153L4 151V153H5V150H3L2 151ZM13 150V149H12ZM15 150H14V152H15ZM62 150V149H61ZM86 150H88L89 151V149H86ZM92 151L91 152H93V148L91 149ZM112 150V149H111ZM161 150V149H160ZM168 150H170L169 149V147H168ZM10 151V150H9ZM67 151V150H66ZM82 151V150H81ZM120 151V150H119ZM145 151V150H144ZM151 151V150H150ZM156 151H158V150H156ZM167 151V150H166ZM13 152V153H14ZM163 153H164V151H162ZM3 153V154H4ZM63 153V152H62ZM87 153V152H86ZM95 153H96V151H95ZM103 153V152H102ZM144 153V152H143ZM78 154V153H77ZM92 154V153H91ZM110 154V153H109ZM114 154V153H113ZM112 154V155H113ZM145 154V153H144ZM10 155H12L11 153H10ZM59 155V156H58ZM93 155V154H92ZM115 156H116V154H114ZM140 156H141V154H139ZM84 156V155H83ZM93 156H96V154L95 155H93ZM118 156V155H117ZM160 156H161V154H160ZM14 156H12V158H13ZM39 157H41L40 159H39ZM87 158H86V161H88V162H90V163H97L98 161H105V159L102 157V158H99V159H97V158H93L90 154H87V156H86ZM109 157V156H108ZM123 157V156H122ZM157 157V156H156ZM165 157V156H164ZM178 157V156H177ZM177 157H176V159H177ZM258 157H259V153H258ZM3 158V157H2ZM115 158H117V157H115ZM124 158V157H123ZM123 158H121V159H123ZM1 159V158H0ZM13 159V160H14ZM41 160V161H38V160ZM67 159V158H66ZM82 159V158H81ZM119 159V158H118ZM155 159V158H154ZM165 159V158H164ZM173 159V158H172ZM12 160V159H11ZM108 160H109V158H108ZM108 160H106V162L108 161ZM113 160V159H112ZM144 160V159H143ZM160 160V159H159ZM175 160V159H174ZM2 161H4L3 159H2ZM117 161V160H116ZM131 161V160H130ZM39 162V163H38ZM41 162V163H40ZM122 161L120 160V163H121ZM137 162H139V161H137ZM144 162H145V160H144ZM148 162V161H147ZM147 162H145V163H147ZM0 163H2V162H0ZM3 163H5V162H3ZM38 163V164H37ZM86 163V162H85ZM109 163H110V161H109ZM122 163H124V162H122ZM132 163H133V161H132ZM157 163V162H156ZM46 164V166L48 165V168L50 167L52 170H53V175L51 176V177H47V179L46 178H44V174L43 173H45L46 174V172H48V171H44V170H46V169H48V168H46L45 166H43V165H45ZM87 164H89V163H87ZM112 164H114V163H112ZM112 164H110V166L112 165ZM116 164V163H115ZM141 164V163H140ZM169 164V163H168ZM257 164H258V169H256V170H258L257 172H258V174H256L255 173V175H256V179L254 178V185L252 186L253 188H255L256 189V187L257 186H259L260 185V180L262 179V177L264 176L263 174H262V172H261V168H259V159H258V162H257ZM10 165V167L8 168L7 166H9ZM14 165H18L17 167L16 166H14ZM137 165V164H136ZM135 165V166H136ZM170 165V164H169ZM121 166V165H120ZM123 166V165H122ZM125 166H126V164H125ZM124 166V167H125ZM140 166V165H139ZM159 166V165H158ZM184 166V165H183ZM188 166V165H187ZM28 167H29V169H28ZM97 167V166H96ZM96 167H94V168H96ZM130 167V166H129ZM128 167V168H129ZM143 167V166H142ZM154 167V166H153ZM44 168H46V169H44ZM88 168H89V166H88ZM113 168V167H112ZM127 168V169H128ZM51 169H49V170H51ZM71 169H69V170H71ZM86 169H87V171H86ZM111 169V168H110ZM126 169V168H125ZM133 169V168H132ZM159 169V168H158ZM52 170L50 171V172H52ZM75 170H77V168L75 169ZM112 170V169H111ZM131 170V169H130ZM137 170V169H136ZM142 170V169H141ZM73 171V170H72ZM71 171V172H72ZM81 171V172H80ZM94 171H95V169H94ZM105 171V170H104ZM107 171V170H106ZM109 171V170H108ZM113 171V170H112ZM118 171V170H117ZM138 171V170H137ZM3 172V171H2ZM3 172V173H4ZM7 172H5V173H7ZM16 172V171H15ZM18 172V171H17ZM75 172V171H74ZM73 172V174H75ZM92 172V169H91V171H90V173ZM113 172H115V170L113 171ZM135 172V171H134ZM141 172V171H140ZM81 173V174H82ZM93 173H95V172H93ZM104 174L102 171L100 172V174ZM118 173V172H117ZM128 173V172H127ZM133 173V172H132ZM162 173V172H161ZM47 174H49V172L47 173ZM72 173H70L69 175H71ZM101 174V175H102ZM135 174V173H134ZM133 174V175H134ZM77 176H75V178L76 177H78L79 175L78 174H76ZM82 175V176H83ZM109 175H110V173H109ZM138 175V174H137ZM165 175V174H164ZM2 176V175H1ZM48 176V175H47ZM50 176V175H49ZM73 176V175H72ZM71 176V177H72ZM87 175H85V176H83V179H84V177H86ZM98 176H100V175H98ZM103 176V175H102ZM105 176H106V174H105ZM104 176V177H105ZM4 177H5V175H4ZM95 177L96 176H91V177H89V180H87V181H93V180H95ZM107 177V176H106ZM105 177V178H106ZM132 177V176H131ZM3 178V177H2ZM44 178V179H43ZM67 179H68V177H66ZM87 178V177H86ZM101 178H103V177H101ZM102 179V180H104L103 182L106 184V183H109V181L108 182H106V179L108 178H106V179ZM80 179V178H79ZM82 178H81V180H83ZM112 179V178H111ZM167 179V178H166ZM65 181V184H66V179H64ZM69 180V179H68ZM101 180V181H102ZM110 180V179H109ZM121 180V179H120ZM144 180V179H143ZM1 181V180H0ZM71 181V180H70ZM70 181H68L69 183H70ZM84 181V180H83ZM101 181H99L100 182V184H101ZM123 181V180H122ZM126 181V180H125ZM2 182V181H1ZM77 182V181H76ZM98 182V181H97ZM98 182V183H99ZM139 182V181H138ZM13 183H15V182H13ZM78 183V182H77ZM127 183V182H126ZM125 183V184H126ZM169 183V182H168ZM167 183V184H168ZM7 184V183H6ZM24 184V183H23ZM22 184V185H23ZM27 184H29V183H27ZM70 184H73L72 182L70 183ZM75 184V183H74ZM80 184H81V182H80ZM88 184V183H87ZM130 184H132V183H130ZM138 184V183H137ZM150 184V183H149ZM155 184V183H154ZM153 184V185H154ZM164 184H165V182H164ZM167 184H165V187H166V185ZM11 185V184H10ZM15 185V184H14ZM17 185V184H16ZM20 185V184H19ZM18 185V186H19ZM22 185H21V187H22ZM64 185V184H63ZM67 185V184H66ZM102 185H104V184H102ZM115 185V184H114ZM134 185H136V184H134ZM140 185H144V183H142V184H140L139 183V186H138V189L141 187ZM163 185V184H162ZM174 185V184H173ZM9 186V185H8ZM13 186V185H12ZM17 186V187H18ZM60 186V187H59ZM70 187H72L71 185H69ZM79 186V185H78ZM86 186H88V185H86ZM109 186H111L110 184H109ZM150 186V185H149ZM156 186V185H155ZM154 186V187H155ZM164 186V185H163ZM162 186V187H163ZM168 186H169V184H168ZM171 186V185H170ZM169 186V189L171 190V188H173V187H170ZM16 187V186H15ZM15 187H14V190H15ZM20 186H19V190H20V188H21ZM34 187V186H33ZM36 187H34L33 188V190L34 189H36ZM62 187H64V186H62ZM66 187H68V186H66ZM69 187V188H70ZM82 187V186H81ZM100 187V186H99ZM101 187H103V186H101ZM105 187V186H104ZM116 187V186H115ZM122 187V186H121ZM144 187V186H143ZM142 187V188H143ZM152 187V186H151ZM11 188V187H10ZM23 188H24V186H23ZM27 188V187H26ZM89 188V187H88ZM145 188V187H144ZM148 188V187H147ZM167 188V187H166ZM7 189V188H6ZM28 189H30V188H28ZM32 189V188H31ZM63 189H65V188H63ZM82 189V188H81ZM91 189V188H90ZM95 189V188H94ZM135 189H137V185H136V188ZM135 189H133V190H135ZM151 189V188H150ZM169 189H167V190H169ZM13 190V189H12ZM22 190V189H21ZM27 190V189H26ZM75 190V189H74ZM79 190V189H78ZM116 190V189H115ZM131 190V189H130ZM145 190V189H144ZM151 190H153V189H151ZM169 190V191H170ZM16 191H18V190H16ZM66 191V190H65ZM92 191V190H91ZM138 191H140V189L138 190ZM137 191V192H138ZM162 191H164V190H162ZM169 191H167V192H169ZM7 192V191H6ZM5 192V193H6ZM24 192V191H23ZM34 192H36L35 190H34ZM62 192H63V190H62ZM100 192V191H99ZM142 192H143V190H142ZM145 192H146V190H145ZM145 192H143V194H145V196H147V193H145ZM147 192H149V191H147ZM151 192V191H150ZM66 193V192H65ZM90 193V192H89ZM139 193V192H138ZM153 193H156V192H153ZM152 193V194H153ZM163 193V192H162ZM165 193V192H164ZM12 194H14V193H12ZM57 194V193H56ZM62 194H64V193H62ZM97 194H98V192H97ZM100 194V193H99ZM119 194V193H118ZM121 194V193H120ZM140 194V193H139ZM142 194V193H141ZM150 194V193H149ZM247 194H249V192L247 193ZM10 195H11V193H10ZM61 195V194H60ZM75 195V194H74ZM125 195V194H124ZM132 195V194H131ZM157 195V194H156ZM9 196V195H8ZM12 196V195H11ZM43 196H45V195H43ZM57 196V195H56ZM95 196V195H94ZM102 197L103 196H105V195H101ZM117 196V195H116ZM149 196H151V195H149ZM169 196H170V194H169ZM176 196V195H175ZM31 197V196H30ZM33 197V196H32ZM53 197V196H52ZM132 197V196H131ZM148 197V196H147ZM154 197V199H155V197L156 196H154V195H152V197H151V199ZM158 197V196H157ZM156 197V198H157ZM12 197H10V199H11ZM26 198H28V197H26ZM37 198H36V200H37ZM42 198V197H41ZM40 198V201L42 200ZM90 198V197H89ZM104 198V197H103ZM120 198H121V196H120ZM123 199L125 198V197H122ZM127 198V197H126ZM159 198V197H158ZM31 199H34V197L33 198H31ZM146 199V198H145ZM149 200H150V198H148ZM15 200V199H14ZM21 200V199H20ZM35 200V201H36ZM46 200V199H45ZM90 200H92V199H90ZM102 200V199H101ZM113 200V199H112ZM25 201H27L26 199H25ZM30 201V200H29ZM32 201V200H31ZM34 201V200H33ZM148 201V200H147ZM153 201V200H152ZM28 202V201H27ZM46 202V201H45ZM55 202H57V201H55ZM60 202V201H59ZM117 202H119V201H117ZM126 202H127V200H126ZM156 202V201H155ZM36 203V202H35ZM87 203V202H86ZM115 203V202H114ZM125 203V202H124ZM145 203V202H144ZM149 203V202H148ZM154 203V202H153ZM152 203V204H153ZM23 204V203H22ZM39 204V203H38ZM141 204H143V203H141ZM140 204V206H142ZM146 204V203H145ZM151 204V203H150ZM155 204V203H154ZM180 204V203H179ZM48 205V204H47ZM103 205H105V204H103ZM116 205V204H115ZM21 206V205H20ZM113 206V205H112ZM133 206V205H132ZM137 206V205H136ZM139 206V208H141ZM143 206L146 208V206H147V204H146V206L143 204ZM108 207V206H107ZM125 207H126V205H125ZM131 207V206H130ZM153 207V206H152ZM155 207V206H154ZM26 208V207H25ZM106 207L104 206V209H105ZM143 208V207H142ZM73 209V208H72ZM81 209V208H80ZM110 209V208H109ZM151 209V208H150ZM70 210V209H69ZM76 210V209H75ZM101 210V209H100ZM139 210V209H138ZM141 210V209H140ZM30 211V210H29ZM72 211V210H71ZM104 211V210H103ZM105 211H107V210H105ZM133 211V210H132ZM144 211V210H143ZM22 212V211H21ZM145 212V211H144ZM73 213V212H72ZM100 213H101V211H100ZM85 214H87V213H85ZM95 214V213H94ZM93 213H92V215H94ZM106 214H108L107 212H106ZM69 215V214H68ZM73 215H74V213H73ZM91 214L89 213V216H90ZM91 215V216H92ZM102 215V214H101ZM105 215V214H104ZM103 215V216H104ZM111 215V214H110ZM74 216H76V214L74 215ZM102 216V217H103ZM106 216V215H105ZM105 216H104V218H105ZM95 218H96V216H94ZM101 217V218H102ZM64 218V217H63ZM67 218V217H66ZM98 218V217H97ZM100 218V217H99ZM98 218V219H99ZM80 219V218H79ZM84 219H86V218H84ZM103 219V218H102ZM92 220H94V218L92 219ZM97 220V219H96ZM110 220V219H109ZM85 221V220H84ZM100 221V220H99ZM104 221V220H103ZM108 221V220H107ZM74 222V221H73ZM80 222V221H79ZM91 222V221H90ZM101 222V221H100ZM110 222V221H109ZM108 222V223H109ZM152 222V221H151ZM80 223H82V222H80ZM80 223H78V224H80ZM89 223V222H88ZM87 223V221L84 223V224H88ZM93 223V222H92ZM94 223H96V222H94ZM76 224V223H75ZM83 224V225H84ZM102 224V223H101ZM104 225H105V223H103ZM107 224V223H106ZM99 226H101L100 225V223L98 224ZM108 225V224H107ZM149 225V224H148ZM152 225V224H151ZM66 226V225H65ZM74 226V225H73ZM85 226V225H84ZM87 226H91V225H87ZM87 226H85V228L87 227ZM98 227V226H97ZM105 227V226H104ZM107 227V226H106ZM64 228V227H63ZM75 228V227H74ZM78 228H80V227H78ZM90 228H92V227H90ZM81 229V228H80ZM93 229H94V227H93ZM97 229V228H96ZM95 229V230H96ZM102 229H106V228H102L101 227V231H102ZM88 230V229H87ZM99 230V229H98ZM65 231V230H64ZM76 231H77V228H76ZM75 231V232H76ZM73 231H71V233H72ZM91 232V231H90ZM89 232V233H90ZM74 233V232H73ZM82 233V235H84L83 233L84 232H81ZM101 233V232H100ZM104 233V232H103ZM103 233H101V234H103ZM106 233V232H105ZM98 234V233H97ZM97 234H95V235H97ZM132 234V233H131ZM134 234V233H133ZM132 234V235H133ZM66 235V234H65ZM85 235H88V233L87 234H85ZM89 235H91V233L89 234ZM94 235L92 234V236H90V237H93ZM102 236H104V235H99L98 236V239L96 240V239H94L95 241H98L99 240V237L101 238ZM106 236H108V235H105L104 237H106ZM67 237V236H66ZM69 237V236H68ZM71 237V236H70ZM132 237V236H131ZM135 237H137V236H135ZM89 238V236H87V240H89L88 239ZM129 237H127V239H128ZM68 239V238H67ZM93 239V238H92ZM103 239V238H102ZM106 239V241H107V238H105ZM131 239V238H130ZM71 240V239H70ZM80 240H82V238L80 239ZM84 240V239H83ZM87 240H86V243H88L87 242ZM109 240V239H108ZM90 241H91V239H90ZM105 240H104V243L106 242ZM64 242V241H63ZM100 242H101V239H100ZM99 242V243H100ZM83 243V242H82ZM81 243V244H82ZM92 243H95V242H92ZM102 243V242H101ZM107 243H109L110 244V242L109 241H107ZM106 243V244H107ZM103 244V243H102ZM105 244V245H106ZM109 244H108V246H109ZM111 244H112V241H111ZM118 244V243H117ZM80 245V244H79ZM87 245H89V244H87ZM98 245V244H97ZM101 245V244H100ZM99 245V246H100ZM113 245V244H112ZM111 245V246H112ZM78 246V245H77ZM83 246V245H82ZM91 246V245H90ZM104 247V246H103ZM94 248H95V246H94ZM99 248V247H98ZM105 248V247H104ZM107 248V247H106ZM88 249V248H87ZM88 250H91V247H90V249H88ZM96 250H97V248H96ZM80 251V250H79ZM86 251V250H85ZM94 251V250H93ZM92 251V252H93ZM100 251V250H99ZM107 251V250H106ZM87 252H90V251H87ZM103 252H105L104 250H103ZM95 253V252H94ZM108 253L109 252H107V254L106 255H108ZM96 254V253H95ZM105 254V253H104ZM111 254V252L109 253V255ZM98 255V254H97ZM96 255V256H97ZM99 256V255H98ZM97 256V258H99ZM104 256V255H103ZM92 257V256H91ZM105 257V256H104ZM107 257V256H106ZM115 257V256H114ZM102 258V257H101ZM92 259V258H91ZM95 260V259H94ZM116 261V260H115ZM98 262V261H97ZM100 262V261H99ZM126 262V261H125ZM95 264V263H94Z\"/></svg>",
  "mask_w": 264,
  "mask_h": 264
},
{
  "label": "built area",
  "instance_id": "3",
  "mask_svg": "<svg viewBox=\"0 0 264 264\" xmlns=\"http://www.w3.org/2000/svg\"><path fill=\"white\" fill-rule=\"evenodd\" d=\"M165 2L176 9L171 15L179 20L182 25L196 31V34L200 32V27L207 31L219 32L215 25L218 24L217 20L222 18L246 23L247 20L251 19L249 16L243 17L242 14L245 13V10L254 12L250 9L255 8L251 0H165ZM64 5H68V0H64ZM221 37V41L214 44V47L219 51L231 46L229 40ZM210 74L212 80L209 88L211 93L215 91L218 94L216 97L217 105L220 106L224 101L230 108L223 110L222 117H207L201 120L200 132L204 135L211 134L217 130L220 122L227 123L232 115L234 121L229 120L228 122L231 121L233 128L239 130L255 145L259 153V168L264 175V79L253 80V86L256 87L253 90L256 93L254 100V96L251 97L240 90L239 86L243 84H236L233 79L228 78L225 71L217 69L212 70ZM223 90L228 91L224 100L219 97ZM259 183L255 193L264 202V176Z\"/></svg>",
  "mask_w": 264,
  "mask_h": 264
}]
</instances>
